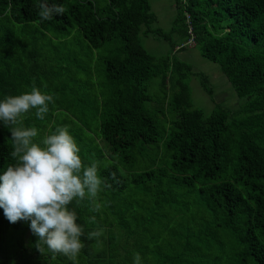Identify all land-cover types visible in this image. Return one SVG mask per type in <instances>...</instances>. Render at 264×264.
Here are the masks:
<instances>
[{"label": "trees", "instance_id": "16d2710c", "mask_svg": "<svg viewBox=\"0 0 264 264\" xmlns=\"http://www.w3.org/2000/svg\"><path fill=\"white\" fill-rule=\"evenodd\" d=\"M173 1L179 51L193 40L245 100L239 110L218 107L206 116L193 104L188 80L196 74L145 49L141 34L157 20L150 0H49L62 4L64 14L44 21L40 0H0V102L33 86L41 91L40 81L49 78L42 71L37 82L29 79L35 75L26 74V61L36 74L39 54L19 53L16 25L65 40L78 32L90 50H107L94 100H70L60 85L44 119L30 109L22 123L37 129V144L58 127L75 124L91 134L94 127L96 152L81 147L78 155L84 165L97 162L110 186L102 185L95 200L86 195L68 205L83 229L75 260L43 243L38 251L30 221L12 224L0 209V264H22V256L26 264H134L137 253L142 264H264V0ZM79 56L54 68L78 66ZM156 79L163 90L158 104L149 94ZM12 127L0 121V175L16 163ZM95 230L103 231L99 246L88 238Z\"/></svg>", "mask_w": 264, "mask_h": 264}, {"label": "clouds", "instance_id": "9594fccd", "mask_svg": "<svg viewBox=\"0 0 264 264\" xmlns=\"http://www.w3.org/2000/svg\"><path fill=\"white\" fill-rule=\"evenodd\" d=\"M56 14H64L62 4L40 0L38 15L42 21L52 20ZM49 102H54L53 96L42 94L35 86L31 92L7 96L0 102V121L13 126L10 156L16 160L0 175V209L12 224L30 221V230L38 238V251H43V243L51 253L75 260L84 247L80 239L83 229L68 205L74 199L83 201L86 195L90 201L95 200L102 185L110 186L98 175L97 162L82 163L80 149L66 126L58 127L40 144L33 142L38 131L24 127L23 116L36 109V117L43 120ZM98 208L95 205L92 210ZM91 219L94 222L95 217ZM102 234V230H95L88 238H97L99 246ZM134 264H142L139 253L134 256Z\"/></svg>", "mask_w": 264, "mask_h": 264}, {"label": "rangeland", "instance_id": "374dc122", "mask_svg": "<svg viewBox=\"0 0 264 264\" xmlns=\"http://www.w3.org/2000/svg\"><path fill=\"white\" fill-rule=\"evenodd\" d=\"M150 1L154 13L157 15V20L145 28L146 31L149 30L148 33L141 34L145 49L156 59L170 56L172 63L177 62L184 64L192 73L196 74L195 77H191L188 80L193 104L196 109L204 112L206 116L213 114L217 111L218 107L233 112L239 110L243 103L245 104V100L239 98L234 86L224 76L221 68L205 60L202 55H200L198 49L194 46V41H192L191 44L188 42L184 45V49L179 51V45H181L183 41L177 34H172V29L177 18V10L175 9L174 1ZM188 20H190V18ZM13 32L15 39L20 42L17 46L19 53H24L26 57L30 56V58L32 55L39 54L37 61L39 66L37 67L36 74L35 67L32 65L33 63L30 62V59L26 61V74L35 75V77H30L29 79H35L36 82L38 79L37 75L39 76L42 71L49 76L47 81H43V83L40 81L41 78L39 79L43 87L41 89L42 94H62V92H58L57 87L64 85L68 99L83 101L85 103L94 100L100 93L101 84L105 80L104 62L108 54L106 49L100 51L90 50L85 38L78 32L69 38V40L68 38L65 40L64 37L58 38L54 34H43L41 30L37 29V26L32 25H16ZM173 44H176L174 49H172ZM75 55H80L78 66H75V64H67L63 66L62 69L59 67L54 68L60 61L73 62V57H75ZM40 57L42 58L40 59ZM85 69H89V74L84 72ZM59 70L63 72L59 73ZM160 81L161 79L154 80L149 88V94L155 99L154 101L156 104H158L157 99L161 98L163 93ZM201 82L210 90H213V98L204 91ZM46 84L50 85V88L46 89H49L51 92L46 91ZM68 130L72 131V134L75 135V139H80L78 148L82 147L84 152L90 151L93 154L96 152V131L94 127V134H91V132L75 124L69 127ZM110 163L112 162L110 161ZM108 165L109 163L106 161L102 162V166L107 167ZM121 171L125 173L126 169L121 168ZM195 216L201 217L199 214ZM208 219H210L209 216ZM21 259L22 264H26V261L23 260V256ZM13 264H17L16 261H14Z\"/></svg>", "mask_w": 264, "mask_h": 264}, {"label": "built area", "instance_id": "2783aa9c", "mask_svg": "<svg viewBox=\"0 0 264 264\" xmlns=\"http://www.w3.org/2000/svg\"><path fill=\"white\" fill-rule=\"evenodd\" d=\"M188 19H189V18H188ZM192 41H193V40H191V41L189 42V44H191V43H192Z\"/></svg>", "mask_w": 264, "mask_h": 264}]
</instances>
